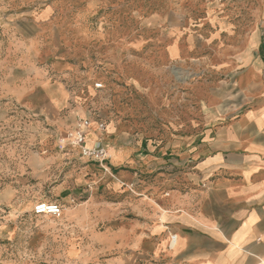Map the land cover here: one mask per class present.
<instances>
[{
  "label": "rangeland",
  "instance_id": "obj_1",
  "mask_svg": "<svg viewBox=\"0 0 264 264\" xmlns=\"http://www.w3.org/2000/svg\"><path fill=\"white\" fill-rule=\"evenodd\" d=\"M250 11L248 0H0V264H73L69 209L92 192L121 202L138 186L121 181L129 171L152 187L157 159L229 120ZM79 118L106 168L63 141ZM110 147L130 148L134 168L113 167ZM44 202L62 216H36Z\"/></svg>",
  "mask_w": 264,
  "mask_h": 264
},
{
  "label": "crops",
  "instance_id": "obj_2",
  "mask_svg": "<svg viewBox=\"0 0 264 264\" xmlns=\"http://www.w3.org/2000/svg\"><path fill=\"white\" fill-rule=\"evenodd\" d=\"M248 3L229 120L182 157L157 159L152 187L129 171L121 181L138 186L121 202L101 205L92 192L69 209L73 264H264V0ZM110 149L121 152L113 167L134 168L130 148Z\"/></svg>",
  "mask_w": 264,
  "mask_h": 264
},
{
  "label": "built area",
  "instance_id": "obj_3",
  "mask_svg": "<svg viewBox=\"0 0 264 264\" xmlns=\"http://www.w3.org/2000/svg\"><path fill=\"white\" fill-rule=\"evenodd\" d=\"M101 88V85L97 86ZM92 129V122L88 118H79L74 126V129L67 132L64 142L77 148L80 154L90 161L104 165L110 159L108 151L99 143L95 142L94 145H88L89 132ZM105 124H98V130H104ZM34 214L36 216H53L61 217L62 208L56 203H38L34 207Z\"/></svg>",
  "mask_w": 264,
  "mask_h": 264
}]
</instances>
